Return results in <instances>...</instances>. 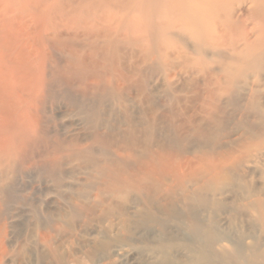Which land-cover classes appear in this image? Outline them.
Listing matches in <instances>:
<instances>
[{"label":"rangeland","instance_id":"374dc122","mask_svg":"<svg viewBox=\"0 0 264 264\" xmlns=\"http://www.w3.org/2000/svg\"><path fill=\"white\" fill-rule=\"evenodd\" d=\"M140 2L128 0L131 15ZM172 3L184 7L183 0H162L161 6H167L171 16L161 9L155 13L149 5L143 8L144 20L156 26L154 46L146 50L158 60V45L178 42L167 35L166 23L176 16L169 26L180 30L176 24L182 21L185 10L178 8L176 12L169 7ZM121 5V0H0V37L10 38V42L1 40L8 48V58L15 59L18 53L22 63L29 51L42 70L41 81L31 85L37 97L33 100L36 115L35 125L30 126L34 130L27 131L28 136L37 138L36 143L19 135L14 146L34 156L15 172L10 171L5 181L11 184L8 190L12 196L0 210V264H198L186 257L191 247L199 246L189 245L191 231L186 224L192 217L230 238L218 248L259 237L258 249L264 253V232L237 227L228 206L222 212L215 210L214 196L203 177L190 176L188 164L168 178L139 173L124 180L117 171L109 177L101 172L100 165L105 162L113 169L132 164L136 156L127 157L126 152L143 156L147 146L141 144L148 139L149 143L158 142L165 150L162 153H168L178 166L182 159L192 157L180 143L184 144L183 137L195 138L184 132L190 122L183 120L178 110L192 107L187 98L193 85H184L179 92L159 85L163 77L160 68L154 70L157 74L144 71L151 77L150 83L139 81V75H128L125 86L119 83L118 53L122 47L132 50L142 45L136 39L134 24L117 27L114 19L102 18L105 14L117 18ZM216 5L222 7L220 14L228 13L226 18L217 19L216 9L220 29L230 31L240 25L250 31L245 40L241 35L240 46L264 31V0H217ZM49 15L50 21L57 23L72 18L75 30L63 29L65 39L47 40V27L39 20L48 26L45 19ZM96 19L104 22L100 26L113 23L112 30L97 38L75 27L82 20L90 25ZM27 23L31 28L25 26ZM245 51L241 62L232 66L229 87L244 76L243 71L264 68V39ZM193 56V64L203 68L215 61L200 48H195ZM177 84L181 88V83ZM150 93L151 107L143 101ZM176 94L182 98L180 103L167 98ZM231 123L238 120L228 123L227 132L234 133L236 124ZM16 155L0 157L7 164L6 158ZM231 264H247V260ZM256 264H264V258H258Z\"/></svg>","mask_w":264,"mask_h":264},{"label":"bare ground","instance_id":"6f19581e","mask_svg":"<svg viewBox=\"0 0 264 264\" xmlns=\"http://www.w3.org/2000/svg\"><path fill=\"white\" fill-rule=\"evenodd\" d=\"M183 1L184 7H178L175 3L169 6L176 12L179 11L178 8H184L185 13L181 16L182 21L178 20L176 24L181 29L174 28L175 30H173V26H169L171 20H177L176 16L167 21L168 27L160 25L165 29L168 28L167 35L174 36L178 42L173 45L169 41L165 45L160 44L157 47L155 45L156 51L161 57L159 60L157 57H152V54L146 50H151L154 46L156 26L152 22L144 20L143 8L149 5L152 6L153 12L156 13L161 9L170 13L171 16L169 8L161 6L162 0H141L137 4L134 15H131L127 8L128 0H121L122 5L119 9L121 11L118 12L117 18L109 14H105L108 18L103 16L102 18L107 21L114 19L117 27L122 24L128 26L131 23L134 24L136 39L142 44L132 50L122 47L118 53L117 63L118 70L120 69L119 83L121 86L127 84L128 75H139V81L150 83L152 82L151 77L147 78L146 74H143L144 71L148 70L150 74H157L154 70L158 71L159 68L163 74L159 85L175 87L176 92L185 89L184 85H193V90H189L192 94L187 98L188 102L193 104L192 107L184 106L183 109H178L184 117L183 120L190 122L184 132H191V135L195 136L189 140L183 137L184 144L180 142L184 148L186 146V152L192 157L182 159L178 166H175L172 159L169 158V154L162 153L165 150L160 147V144L156 141L149 143L148 139L141 144L142 147L147 146L145 152H141L143 156L129 153V150L126 152L127 157L136 156L132 164L113 169L110 163L105 162L100 165L102 167L100 170L106 177L117 171V174L124 180L132 179L139 173L143 177L150 173H157L159 176L168 178L178 174L188 164L190 176L203 177L205 185L214 196L215 210L222 212L228 206L230 212L234 214L237 227L263 233L264 68L254 71L245 70L243 71L244 76L240 79L236 78L237 80L235 79L232 86L229 87L227 83L232 66L241 62L242 55H247L245 50H249L261 39H264V31H261V34L255 39H248L243 46H240L241 35L245 40L250 31H247L246 28L242 29L240 25L231 28L230 31L220 29L216 24V9L218 8L217 19L226 18L228 13L220 14L222 7L216 5L217 0ZM37 15L35 14V16ZM166 16L169 15L164 17ZM50 18L51 15L45 19L49 22L48 26L42 25L39 20L42 27H47L44 29L46 39H65L62 30H72L74 20L65 17L57 23V20L50 21ZM100 24H104L100 19L94 20L90 25L86 20H82L75 27L77 30L83 29V32L86 30L84 34L88 37L98 38L112 30L113 26V23L107 26H100ZM25 26L31 28L29 23ZM182 28L184 29L182 30ZM1 40L10 42V38L0 37V155H17L11 159L6 158L7 164L0 157V187H2L0 210L7 202L8 196H12L8 190L11 184L5 182L10 171L15 172L18 167L26 163L27 158L34 156L33 153L27 155L23 150H18L14 146L19 135L23 136L25 141L36 143L37 138L34 135H27V131L34 130L30 126L35 125L36 115L33 113L35 104L33 100L37 97H34L31 85L35 80L41 81L42 79L41 67H38V63L33 61L34 54L28 51L29 55L22 60V63L18 61L20 59L18 53L15 54V59H9L10 55L7 56L5 51L8 48ZM156 41L158 40L156 39ZM26 46L27 43H25ZM195 48H200L206 57L214 56L215 61L206 68L193 64L196 60L193 56ZM19 74L23 75L20 77L21 80H19ZM177 82L181 83V88L175 86L178 85ZM151 97L152 93L143 97L144 104L150 107ZM167 98L170 101L175 100L177 103L182 101L179 94ZM149 111L151 112V108ZM232 119L238 120L237 124L231 123V125L236 124L234 133L227 132L228 123ZM101 140L108 143V140ZM8 144L10 146L6 149ZM153 144L157 146H153ZM150 146L151 152L149 151ZM155 158H158L157 163L154 162ZM121 164L123 165V163ZM180 175L183 176L181 173ZM186 225L191 231L189 245L199 244L197 248H190L186 254L187 260H197L198 264L214 260L226 262V264L247 260V264H256L258 258H264V253L258 249L261 244L259 237L246 244L242 241H232L229 248L224 246L218 248L217 245L230 238L226 235L225 238L222 237L214 226L205 225L196 217L190 218V224ZM249 250H252L251 253ZM168 258L172 257L168 256Z\"/></svg>","mask_w":264,"mask_h":264}]
</instances>
